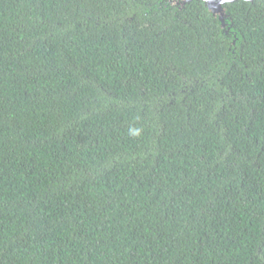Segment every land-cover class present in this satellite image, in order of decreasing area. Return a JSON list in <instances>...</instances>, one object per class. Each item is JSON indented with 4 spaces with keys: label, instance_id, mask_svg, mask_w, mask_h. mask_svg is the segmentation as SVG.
Returning a JSON list of instances; mask_svg holds the SVG:
<instances>
[{
    "label": "trees",
    "instance_id": "16d2710c",
    "mask_svg": "<svg viewBox=\"0 0 264 264\" xmlns=\"http://www.w3.org/2000/svg\"><path fill=\"white\" fill-rule=\"evenodd\" d=\"M173 1L0 0V264H264V0Z\"/></svg>",
    "mask_w": 264,
    "mask_h": 264
},
{
    "label": "water",
    "instance_id": "95a60500",
    "mask_svg": "<svg viewBox=\"0 0 264 264\" xmlns=\"http://www.w3.org/2000/svg\"><path fill=\"white\" fill-rule=\"evenodd\" d=\"M192 0H174V4L184 6L186 3ZM204 1L205 5L208 9L219 18L221 21L222 28L226 29V32L230 30L228 26L227 18H229V13L227 10L226 3L234 2L236 0H202ZM247 1H254V0H247Z\"/></svg>",
    "mask_w": 264,
    "mask_h": 264
},
{
    "label": "clouds",
    "instance_id": "9594fccd",
    "mask_svg": "<svg viewBox=\"0 0 264 264\" xmlns=\"http://www.w3.org/2000/svg\"><path fill=\"white\" fill-rule=\"evenodd\" d=\"M138 134V133H137Z\"/></svg>",
    "mask_w": 264,
    "mask_h": 264
}]
</instances>
